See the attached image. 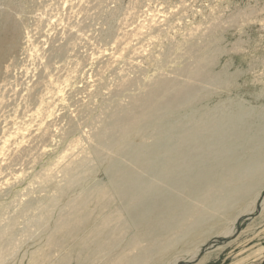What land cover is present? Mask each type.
I'll list each match as a JSON object with an SVG mask.
<instances>
[{
  "label": "bare ground",
  "instance_id": "obj_1",
  "mask_svg": "<svg viewBox=\"0 0 264 264\" xmlns=\"http://www.w3.org/2000/svg\"><path fill=\"white\" fill-rule=\"evenodd\" d=\"M76 2H78V0ZM74 4L75 3L72 4L73 6L70 5V7H74ZM25 8H30V11H25ZM60 9L58 8V10ZM111 11L113 12V9H111ZM116 11L119 12L118 10ZM112 12L109 13L111 16H113V14L115 16V13L117 14V12L113 14ZM48 14H50L49 4L46 5L44 0H26L25 4L21 3L20 5L19 3L15 2V0H0V65L1 62L4 61V59L8 56H11V58H9L10 64H17L20 62L19 57L21 55L29 56L34 51L29 50V55H27L28 53L20 55L21 52H24V49H30L31 47H34L31 46L28 48H23V45H29V42L32 40V36L30 37L31 30L28 29V27H30V23L32 25V21L37 22L43 19L48 21L49 24L53 23L52 17H48ZM63 14L64 15L62 16H65L64 12ZM74 16L76 15L74 14ZM111 16L110 20H112ZM71 18L74 19V17ZM81 20L83 19L81 18ZM98 20L101 19L98 18ZM104 21L100 23L105 24L106 21ZM108 21L109 20H107V25L111 24V26H114L112 23L108 24ZM115 21L114 24H116ZM44 26L42 27L45 28ZM55 26H57V22ZM73 26L75 27V25ZM103 28L100 30H103ZM60 29H63V27ZM69 29L70 28L68 27V30ZM32 30H35L33 29V26ZM220 30L221 24H216L211 33L214 34ZM114 31L113 34H111L108 33L107 30V33L110 34V36H113ZM41 32H44L45 34L48 31L45 32L42 30ZM56 32H59L58 29ZM61 32L60 34H62ZM73 32L74 31L72 30L68 32L66 35L67 39L60 46L58 45L59 47L57 46L59 42L57 44L55 42L57 46L56 48H53L55 45L52 46V53H55L54 56L56 59H59L62 56H67L68 53L69 55L71 54L69 51L76 46L70 41L75 39L73 38L75 35ZM104 33H106V31ZM27 34L28 37H26ZM36 34L40 35V33ZM49 34L50 33H48L47 36ZM39 35L38 39L37 35H33L34 37L36 36L33 38V40H40L39 38L42 34L40 36ZM54 38L56 39L55 36ZM49 40H47V42ZM120 40L122 41V39ZM33 42L31 43L36 44ZM114 42H116V40ZM252 42H250L251 45L253 44ZM39 43L42 44L40 41ZM45 43L46 42H44V45L47 44ZM219 43V39H215V42L210 47L204 43H201L198 46L199 50L201 51V55H194V60L185 63L181 69L182 72L174 77L169 75H158L156 77H152L146 82L141 83L140 85H138L139 82H137L135 78L128 79L127 77V79H122L120 77L121 81L119 84L117 83L119 86V91H127L128 95L125 94V97L128 96L127 99L124 101V97L122 99L124 102L118 101L117 103H114L112 107L106 108L107 111L105 110L106 112L104 117H101L96 126L93 127L91 125V129L85 133L83 132L84 134L80 132L83 135H81V138L77 140L78 146H80V151L70 155L66 160H64V162L62 161L59 166H57V164L56 168H58L55 171L52 170L45 175L41 171L44 176L36 175L39 176L37 181L34 182L36 187L32 188V185L28 190L14 197L12 203L8 204L7 206V208L9 207V214L7 216L0 215V264H17L19 255L23 250L25 252L21 257L20 262L21 260L23 262V260L29 256L31 264H71L73 260L77 261V264H165L164 262H166V260L168 261V258L172 257L171 255L174 256L177 250L182 247L185 248L184 246H186V249L188 247L191 248L196 243L199 245V243L204 241L208 235H211V233L216 231L219 232L218 230L224 227L230 219H233V217L235 218V215L247 210L251 206V203L259 197L264 188L263 119L262 117L260 119L259 116L258 118L260 119V122L255 124L252 121L255 110L252 109L251 105V108L247 109V106L244 107L241 104L238 106L232 105V100L230 99H219V102L212 100L215 97H220V94L224 92L236 90L235 86H241L236 83L235 85L232 84L233 80H235V76H233L232 73V75H230L224 70H218L219 56L224 52V49L218 46ZM83 45L84 47L87 46L85 44ZM43 46L41 45L39 47L42 49ZM39 47L36 46V48ZM45 47L47 49L44 50H48L50 48L47 46ZM52 49H49L46 52L49 53V51ZM235 51L237 52L239 49L235 48ZM122 53L120 54L122 55ZM44 54L46 55V53ZM101 54L102 53H100V55ZM138 54L139 53H137V55ZM73 55L75 54H72V56ZM97 55L98 54H96V56ZM91 56L94 55L92 54ZM111 56H113V54ZM258 57L260 58V55ZM24 58L25 60L28 59H26L25 56ZM48 58L50 59V57ZM72 58L76 57L74 56ZM30 59L33 58L30 57ZM89 59L90 57H88V60ZM112 59L110 60V63ZM33 60H30V65L32 64ZM48 60L46 61L48 62ZM24 61L22 60V62ZM91 61L93 60L91 59ZM251 62H253V59ZM262 62H264V60ZM26 63L28 62L26 61ZM107 63L109 64V61ZM10 64L8 65L11 66ZM53 64H55V62ZM58 64L59 63H57V66ZM227 64L225 66H227ZM251 64L252 63H250V65ZM258 65H260V63ZM22 66H25V63ZM55 68L56 67L53 69ZM22 70H24V68ZM29 70L27 69L26 71L29 72ZM13 71L14 70H12V72ZM24 71L21 72L24 73ZM65 71L63 72L66 74L67 71ZM117 71L119 70L117 69ZM255 71L256 69L254 66L249 68V73H254ZM123 73H125V71H123ZM235 73L236 71L234 72V75ZM9 74L12 73L10 72ZM42 74L43 73H41L40 77ZM45 74L48 75L49 73ZM122 76L126 75L124 74ZM59 77L60 76H58V78ZM259 77H261V75ZM12 79L15 80L14 76ZM16 79L18 80V78ZM55 79L57 80L56 77ZM237 79L235 80L236 82ZM138 80L140 81V79ZM247 84L249 83L247 82ZM5 85L3 86L5 87ZM10 85V88H12V84ZM33 85L37 86L38 82H34ZM43 85L44 87L41 89L42 93H40V91L36 92L38 87H36L37 89L32 87L34 89L33 91L36 89V93L33 91L30 92L32 88H28L30 91L28 93L27 99L30 98L35 102H39L40 104L42 102L48 103L47 109H51V114L52 109L56 108L53 107L52 103L55 99V87L57 86H55L53 82L52 86L54 89L50 87V90L47 93L45 92L46 94H43L46 87L48 86L47 79ZM19 86L21 85L19 84ZM262 86H264V84ZM132 87L135 88L131 89ZM3 90L4 89H2V91ZM18 91L20 92L21 90L18 89ZM261 91L263 90L261 89L260 93H262ZM112 94L113 95L111 96H114L116 93L113 92ZM121 94L119 93V95ZM65 98L66 97H64V99ZM90 98L92 100V97ZM234 99L233 101L236 102L235 97ZM19 100H23V98ZM75 101H77V99ZM54 102L56 103L57 101ZM240 102L243 103L245 101L242 102V100H240ZM21 103L23 102L21 101ZM21 103L19 102L18 105ZM35 106L38 108L39 104ZM8 107L10 108V106ZM36 107H33V109H36ZM4 108L2 107L3 110ZM60 110L61 109H59V111ZM76 113H74V115H76ZM261 115H263V113ZM4 116L7 115L4 114ZM43 116L45 118V115ZM72 117L73 116H71V118ZM51 118L54 119L53 116ZM40 119L43 120L42 118ZM85 120L87 121V119ZM76 121L78 122V120ZM85 122L83 124H86ZM47 123H49V121ZM32 124L30 123V125ZM31 130L34 129L31 128ZM22 131H20V133ZM60 132H62V130ZM24 134L28 135L25 132ZM45 134H47V132H45ZM54 135H56V133ZM46 136L47 135H45V137ZM37 137L40 139V136ZM72 140H74V138ZM20 142L18 141L16 143ZM53 142L54 141H52V143ZM49 143H51V141H49ZM75 144L77 143L75 142ZM68 145H70V143ZM1 147L3 146L1 145ZM237 147L241 150L243 149L244 151L239 153L236 149ZM1 149L6 150L4 147ZM41 149L42 147L40 150ZM18 150H20L19 147ZM36 150H38V148ZM33 151H35V149ZM245 151H249V154L246 157L244 155ZM35 152L37 153V151ZM6 158L4 157L3 159ZM7 163L6 165H9L10 167L13 161L11 160V162L8 161ZM2 164L0 165V168L3 167ZM50 167H52V165ZM100 171L104 173V179L97 177V174ZM15 175H13V178ZM17 178H19L18 175ZM17 178L15 177V179ZM18 180L20 181V179ZM12 181H16L17 183V180ZM22 185L23 184H21V186ZM4 189L5 188H0V200L8 193V190ZM0 202H2V200ZM10 213L14 214L11 215ZM263 218L264 209L259 214V216L254 219V221L258 222ZM201 234H203V236ZM199 235L202 236L200 239L198 238ZM255 236L257 235L255 234ZM23 246L24 248L21 250ZM30 247H32V249L27 253V250ZM209 257L210 256L202 258L198 264L204 263Z\"/></svg>",
  "mask_w": 264,
  "mask_h": 264
},
{
  "label": "rangeland",
  "instance_id": "obj_2",
  "mask_svg": "<svg viewBox=\"0 0 264 264\" xmlns=\"http://www.w3.org/2000/svg\"><path fill=\"white\" fill-rule=\"evenodd\" d=\"M25 1L26 0H15V2L19 3V5L21 3L25 4ZM61 1L57 0V2H56V0H44L46 5L49 4V13L50 14H48L49 15L48 17H50V16L52 17L53 23L49 24L48 21L43 19V20H41L42 24H41V21H37V22L32 21L33 22L32 25H31V23L29 25L31 28L28 27V29L31 30V33H30L31 35L29 34L30 37L32 36L31 42L36 40L35 42H33L36 44H32L31 42H29L30 43V44L28 43L29 45H27V44L23 45V48H26V47L28 48L31 46H34V47L33 48L31 47L30 49H24V52H21L20 55L21 54H27L29 52V50L30 51L34 50L30 55H29L30 52L27 55H29L31 58H33L35 60L30 59L29 56L24 55L26 57V59L28 58L27 60H25L23 55H21L23 58L19 55L20 56L19 57L20 62H18L17 64H10L9 58H11V56H8L4 59V61L1 62V65H0V69L2 70V72L0 70V72H1L0 73V81L1 80L3 81V82L1 81L2 83L0 82V94H1L0 95V99H1L0 100V107H1V109H0V154L2 153L1 155L3 156L2 157L0 155V165L3 163L2 164L3 167L0 168V188L7 189L8 190L7 192L9 193V195L7 193L1 199L2 200V202H0V215L1 216H7L9 214L8 213L9 207L7 208V206H8V204L12 203V200L14 197L20 195V193H22V192H25L32 185H33L32 188L36 187V184L34 182L37 181V179L39 177L36 175L42 176L43 174L41 173V171L44 173V175L49 173L52 170L55 171L58 168V167L56 168L57 164H58L57 166H59L60 163H62V161L64 162V160H66L70 155L80 151V146H78L77 140L79 138H81L82 134H84L86 131L91 129V125L94 127L98 124L101 117H104V114L107 111L106 108L112 107L113 104L117 103L118 101L124 102L127 99L128 96L127 97H125V96L128 95V92L127 91H119L118 84L121 81V78L122 79H127V77H128V79L135 78L136 81L139 82L138 85H140L141 83L146 82L147 80L151 79L152 77H156L158 75H163V76L169 75L171 77H174V76H176L182 72L181 69L183 68L185 63H188L189 61L194 60V55L195 56L201 55L200 54L201 51L199 50V47H198L201 43H204V44L208 45V47H210L215 42V39H219L221 44L219 43L218 46L223 48L224 52L219 56L218 70H224V71L228 72L230 75L233 74V76H235L234 79L235 80L237 78L238 79H237V82L235 80H233L232 84L235 85V83H236V84L241 85V86H235L236 90L224 92V93L220 94V97H215L212 100L215 102L216 101L219 102L218 101L219 99L220 100L230 99V100H232V105L238 106L239 104H241L244 107L247 106L246 107L247 109L251 108V106H252V109L257 111V112L254 111V115H253L254 117L255 116H257V117H255V120L253 117L252 121L256 124V123L260 122V119L262 117L263 121L262 120L261 121H262V125H264V109H262V108H264V94H263L264 93V86H262L264 84L263 83L264 82V79H263L264 78V66H263L264 62H262L264 60V57H263L264 56V45H263L264 44V0H169V1L168 0H166V1L165 0H78V2H76L77 0H70V1L69 0H61ZM57 3H58V5H57ZM73 3H75L74 4L75 6L70 7V5L73 6L72 5ZM77 6H78V8H77ZM58 8L59 9L61 8L62 10L61 9L58 10ZM67 8H68V10H67ZM115 8H119V9H115ZM25 9H26L25 11H30L29 10L30 8L29 9L25 8ZM111 9H113V12L111 11ZM116 10H118L120 13L117 12ZM77 11H78V13H77ZM60 12H61V14H60ZM63 12L65 13V16H62V15H64ZM82 12H84V13H82ZM111 12H112V14L117 12V14L115 13V16H114V14H113V16H111V14H109ZM74 14L76 16H74ZM69 15L71 17H74V19H76V20L71 18ZM101 16L103 17V19ZM108 16H109V18H108ZM110 16H111L112 20H110ZM67 17H69L70 19ZM80 17L85 21L81 20ZM92 17L97 19V20L93 19ZM62 18L65 20H63ZM98 18L101 20H98ZM61 19H62V21H61ZM107 20L110 21V22L108 21V24L112 23V25H114V26H111V24L107 25ZM121 20H122V24H121ZM103 21L105 22V24L100 23ZM114 21L116 24H114ZM56 22H57V26H55ZM119 23H120V27H119ZM216 24H221V30L219 32H216L213 34V33H211V31L214 29ZM37 25L39 26V28ZM46 25H47V28H46ZM51 25H53V26H51ZM73 25H75L76 28ZM32 26H33V29H35V30H32ZM42 26H44L46 29L43 28ZM61 26L63 27V29H60V28H62ZM53 27H54V29H53ZM68 27L70 28L69 30H68ZM49 28H51V29H49ZM102 28L104 31L100 30ZM113 28H115V29H113ZM118 28H119V30H118ZM41 29L45 32L48 31L47 33H45L46 36L48 33H50V34L46 37L44 32H41L42 31ZM57 29L59 32H56ZM71 30L74 31L73 33L75 35L73 36V38H75V39H72V37H71L72 40H70V41L73 42V44H75L76 46L71 49L72 51L71 50L69 51L71 53L70 55L68 53L67 56H64V57L62 56L61 58L56 59V57L54 56L55 53L54 54L52 53L53 52L52 46L55 45L53 48H56L58 45L60 46L62 43H64L65 40L67 39L66 35ZM77 30H78V32H77ZM107 30H108V33H111V34H113L114 30L117 32L114 31V35L110 36V34L107 33ZM105 31H106V33H104ZM118 31H120V32H118ZM35 32L40 33V35L42 34L41 37L43 36L44 38L40 37L39 38L40 40H37L39 34H36ZM60 32L62 34H60ZM120 33H122V34H120ZM63 34L65 35V37ZM86 34H88L89 36ZM33 35H37V39L33 40V38L36 37V36L34 37ZM61 35H63V36H61ZM97 35H98V37H97ZM54 36L56 37V39L54 38ZM26 37H28V34L26 35ZM248 37H249V39H248ZM46 38H47V40H49V39L50 40L47 42ZM102 38H104V39H102ZM116 38H119V39H116ZM53 39H54V41H53ZM120 39H122V41ZM115 40H116V42H114ZM39 41L42 42V44H40ZM118 41H121V42H118ZM44 42H46L47 44L45 43L46 45H44ZM55 42H56V44L59 42L57 44V46H56ZM250 42H252L253 44L251 45ZM50 43H51V46H50ZM37 44H39V45H37ZM83 44H85L87 46L84 47ZM41 45L42 46L44 45L42 47V49H41V47H39ZM249 45L251 48L249 47ZM261 45H262V47H261ZM36 46L39 48H36ZM45 46L50 47L49 49H52V50H50L51 53H50V51H49V53L46 52L49 49L44 50V49H47ZM80 48H81V50H80ZM235 48L239 49V51L236 52ZM44 53H46V55ZM100 53H102V54L100 55ZM120 53H122V55ZM137 53H139V54L137 55ZM72 54H75V55L72 56ZM92 54L94 56H91ZM96 54H98V55L96 56ZM112 54H113V56H111ZM259 55H260V58L258 57ZM74 56L76 58H72ZM109 56H110V58L111 57L113 58V59L112 58L111 59L114 62L111 61V63H110L111 59L109 58ZM138 56H140V57H138ZM48 57H50V59ZM67 57L69 60L67 59ZM88 57H90L89 60H88ZM224 58H226V59H224ZM29 59L33 60L31 65L29 64V63H31ZM78 59L80 62L78 61ZM91 59L94 62L91 61ZM229 59H230V61H229ZM252 59H253V62H251ZM22 60L23 61L25 60V61L22 62ZM46 60H48V62ZM55 60H57V61H55ZM26 61L28 63H26ZM108 61H109V64H111V65H109L107 63ZM21 62H22V65L25 63V66H22ZM54 62H55V64H53ZM56 62L59 63L60 66H59V64L57 66ZM77 62H78V64H77ZM81 62H83V63H81ZM226 62L227 63L229 62V63L227 64ZM254 62H256V63H254ZM35 63H38L39 65L35 64ZM47 63H49V64H47ZM225 63L227 64V66H225L226 65ZM250 63H252V64L254 63L255 65L254 64L250 65ZM259 63H260V65H258ZM8 64H10L11 66H9ZM26 64H28V65H26ZM78 65H79V67H78ZM29 66H30V70H29ZM41 66L43 69L41 68ZM123 66H124V68H123ZM136 66H137V68H136ZM230 66H232V67H230ZM251 66H254L256 69V71L254 73H249V68ZM256 66H258V67H256ZM20 67H21V69H20ZM54 67H56V68L53 69ZM126 67H127V69H126ZM225 67H227V68H225ZM7 68L10 70H8ZM23 68L25 71L22 70ZM26 68L29 70V72L26 71L27 70ZM145 68H147V69H145ZM32 69H34L35 71ZM40 69H42V70H40ZM47 69H49V70H47ZM117 69L120 72L117 71ZM12 70H14V71L12 72ZM62 70L63 71L66 70L67 72L66 71L65 72L67 75ZM21 71L22 72L24 71L25 74L22 73ZM59 71H61V72H59ZM123 71H125V73H123ZM235 71H236V73L234 75ZM10 72L13 75L9 74ZM14 72L18 73V74H15ZM40 72L43 73L41 77H40V75H41ZM45 73H49V74L47 75ZM58 73H60V74H58ZM119 73H121V74H119ZM124 74L126 76H122ZM5 75H7V76H5ZM9 75L12 77H10ZM36 75H38L39 77ZM43 75L46 77H44ZM131 75H132V77H131ZM137 75H138V77H137ZM260 75H261V77H259ZM13 76H14L15 80L12 79ZM58 76H60V77L58 78ZM55 77L57 78L58 81L62 80L63 82L62 81L58 82L55 79ZM16 78H18V80ZM46 79H47L48 86L46 87L43 94H46L50 90L49 89L50 87H52V89H54L52 86L53 82H54L55 86H57V87H55V91H56L55 99L53 100V103H52L53 107H56V108L52 109L51 114H50L51 109H49V108L47 109L48 103L42 102L40 104L39 102H35L30 98H29L30 100L27 99L28 93L32 87L33 88L38 87V90L36 91V89H37L36 88L35 91L36 92L40 91V93H42L41 89H43V87H44L43 83L46 81ZM113 79H114V81H113ZM138 79H140V81ZM259 79H261V80H259ZM10 80H12L13 82ZM52 80H53V82H52ZM36 81L38 82V85L34 86L33 83ZM111 81H113V82H111ZM5 82L6 83L8 82V83L6 84ZM247 82L249 84H247ZM50 83H51V86H50ZM2 84L3 85L6 84L5 87H8V88H5ZM10 84H12V88H10L11 87ZM19 84L21 86H19ZM60 84H61V86H60ZM63 84H64V86H63ZM67 85L69 86V88ZM114 85H116V86H114ZM260 87L263 90V91H261L262 93H260V90H261ZM28 88H30V89H28ZM33 88L31 89L30 92H32L34 90ZM56 88H58V89H56ZM134 88L135 87H132L131 89H134ZM2 89H4V90L2 91ZM8 89H10V90H8ZM18 89H20L21 91L19 92ZM24 89H26V90H24ZM100 89H101V91H100ZM110 90L113 91L114 93H116V94H114L115 97L111 96V95H113L112 94L113 92H111ZM246 90H247V92H246ZM35 91H33V92H35ZM107 91H108V93H107ZM15 92H17V93H15ZM129 92H132V91H129ZM119 93L120 94L122 93V94L119 95ZM252 93H254V94H252ZM11 94H12V96H11ZM24 94H25V96H24ZM227 95H228V97H227ZM60 96H61V98H60ZM63 96L66 98L64 99ZM252 96H253V98H252ZM90 97H92V100ZM124 97H125V99H123ZM234 97L236 98V102H234L235 101ZM254 97H256V98H254ZM22 98H23V100H19ZM10 99H11V101H10ZM76 99H77V101H75ZM116 99H118V100H116ZM233 99H234V101H233ZM61 100H63V101H61ZM240 100H242V102L243 101H245V102L241 103ZM21 101L23 103H21ZM54 101H57L56 102L57 104ZM255 101H257V102H255ZM19 102L21 103L20 105H18ZM30 102H32V103H30ZM11 103H12V105H11ZM32 104H34V105H32ZM38 104H39V106L37 108L35 105H38ZM8 106H10V108ZM18 106H20V107H18ZM2 107L3 108L5 107L4 110L2 109ZM33 107H36V109L35 108L33 109ZM59 109H61V110L59 111ZM256 109H258L259 111ZM14 112L17 114H15ZM31 112H32V114H31ZM61 112H62V114H61ZM259 112L261 114L263 113V115H261ZM74 113H76V115H74ZM4 114L7 116H4ZM9 114H11V115H9ZM37 114H39V115H37ZM1 115H3V116H1ZM43 115H45V118ZM38 116H40V117H38ZM52 116L54 117V119L51 118ZM71 116H73V117L71 118ZM15 117H17V118H15ZM40 118H42V119L44 118V119L41 120ZM85 119H87V121ZM93 119H94V122H93ZM57 120H60V121H57ZM76 120H78V122ZM48 121H49V123H47ZM64 121H65V123H64ZM81 121H83V122H81ZM84 122L87 125L83 124ZM30 123L31 124L33 123V124L30 125ZM28 125L30 126V128ZM56 125L60 128H58ZM67 125L69 126V129H68ZM31 128L34 130H31ZM70 128H71V130H70ZM87 128H89V129H87ZM16 129H17V131H16ZM54 129L55 130L58 129L57 131L60 134L57 131H55ZM44 130H45V132H47V134H45ZM61 130H62L63 134H62V132H60ZM74 130H76V131H74ZM20 131H22V132L20 133ZM28 131L29 132L31 131V132L29 133ZM65 131H66V133H65ZM24 132L27 133L28 135L24 134ZM31 133H32V135H31ZM34 133H35V135H34ZM55 133H56V135H54ZM39 134H41V135H39ZM51 134H53V135H51ZM30 135L33 137H31ZM42 135H43V137H42ZM45 135H47V136L45 137ZM37 136H40V139ZM72 137L74 138V140H72L73 139ZM16 138H18V139H16ZM51 138H53V139L55 138V139L53 140ZM25 139H26V141H25ZM28 139H30V140H28ZM2 141H3V143H2ZM18 141L19 142L21 141L22 143L21 142H20L21 144L16 143ZM28 141H29V143H28ZM49 141H51V143H49ZM52 141H54V142L52 143ZM75 142L77 144H75ZM26 143H27V145H26ZM56 143H57V145H56ZM69 143H70V145H68ZM54 144H55V146H54ZM1 145L4 148H6V150L1 149V148H3V147H1ZM36 145H37V147H36ZM52 146H54V147H52ZM18 147L20 150H18ZM41 147H42V149L40 150ZM44 147H46V148H44ZM56 147H57V149H56ZM37 148H38V150H36ZM8 149H9V151H8ZM34 149H35V151H37V153L35 151H33ZM236 149L239 153H242L244 151L243 149L241 150L238 147ZM51 150H53V151H51ZM19 151H20V153H19ZM60 151H62V152H60ZM5 152H7L8 154ZM42 153H43V155H42ZM10 154L13 156V158ZM248 154H249V151H245V154H244L245 157ZM8 155H9V158H8ZM4 157L5 158L7 157V158L3 159ZM14 157H15V160H14ZM10 158L13 161V163L10 165L11 168L9 167V165H6V163L8 161L11 162ZM37 159H39V160H37ZM40 159H42V160H40ZM42 162H43V164H42ZM31 165H33V166H31ZM51 165H52V167H50ZM47 167L48 168L50 167L52 169L49 168V170H48ZM8 168H10V169H8ZM41 168H43V169H41ZM23 169H24V171H23ZM37 171H38V173H37ZM13 175H15L16 178L18 175L19 178L15 179V177L13 178ZM97 177L104 179V173L102 171L98 172ZM18 179H20V181ZM4 180L5 181L8 180L9 182L8 181L5 182ZM12 180H17V183H16V181H12ZM7 183H9V184L12 183V184L9 185ZM21 184H23V185L21 186ZM6 196H8V197H6ZM263 197H264V188H263L262 192L260 193L259 197L254 202L251 203V206H250L251 208L249 207L250 210L248 208L247 210H245L246 213H245V211H243L241 213H238L237 214L238 216L235 215V218L233 217V219H230L225 224L224 227H222L220 230H218L219 232L216 231L214 233H211V235H208L209 237L207 236L204 240L206 242L202 241L203 243L200 242L201 244L199 243V245H198V243H196L194 246H192L191 248L188 247L187 249H186V246H184L185 248H183V247L180 248L179 250H177V252L174 256L171 255L172 256V257H170L171 259L168 258L169 260L168 261L166 260V262H164V263L165 264H198V262L202 258H204L206 256H210L202 264H264V220H263L264 218L258 222L254 221V219L257 216H259V214L264 209V203H263L264 198ZM10 214L13 215L14 213L13 214L10 213ZM230 221H232V222H230ZM228 224H230V225H228ZM254 232L257 236H255ZM212 234H214V235H212ZM242 234H244V235H242ZM201 235L203 236V234H201ZM201 235H199V237H198L199 239H200V237H202ZM32 247H34V246H32ZM32 247L28 248L27 253L32 249ZM23 248H24V246L22 247L21 250H23ZM189 250H191V251H189ZM24 252H25L24 250L21 251L17 264H29L31 262V260L29 259V256L26 257L23 260V262H22V260L20 262V259H21L22 255L24 254ZM177 253H179V254H177ZM77 263H78L77 261L73 260V262L71 264H77Z\"/></svg>",
  "mask_w": 264,
  "mask_h": 264
}]
</instances>
